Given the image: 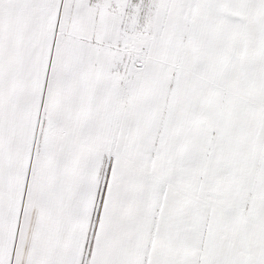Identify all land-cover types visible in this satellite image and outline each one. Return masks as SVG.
Listing matches in <instances>:
<instances>
[{"label":"snow or ice","instance_id":"obj_1","mask_svg":"<svg viewBox=\"0 0 264 264\" xmlns=\"http://www.w3.org/2000/svg\"><path fill=\"white\" fill-rule=\"evenodd\" d=\"M0 264H264V0H0Z\"/></svg>","mask_w":264,"mask_h":264}]
</instances>
